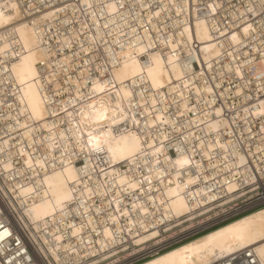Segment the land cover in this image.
I'll use <instances>...</instances> for the list:
<instances>
[{
    "label": "built area",
    "instance_id": "1",
    "mask_svg": "<svg viewBox=\"0 0 264 264\" xmlns=\"http://www.w3.org/2000/svg\"><path fill=\"white\" fill-rule=\"evenodd\" d=\"M1 1L8 5L10 2L15 3L21 21L37 22L42 30L45 28L58 57L85 60L80 41L86 47L89 46L91 36L97 29L88 19L92 10L87 9L81 0ZM148 2L156 5L151 0ZM207 2L209 0H200L199 16H205ZM47 16L51 18L48 19ZM164 18L166 19L159 17L152 25H146L151 29V43H155L164 52L167 51L164 43H177L178 47L172 53L179 55V62L187 72L186 78L194 76V86H203L207 79L215 93V100L211 101L212 108H225L220 117H215L226 126L212 134L196 131L205 145L203 149L200 141L184 143L177 139L183 146L181 150L187 149L185 154L193 160L192 164L181 170L182 175L178 177L180 184H187L183 193L188 206L187 214L178 216L167 196L166 188L173 185L169 179L175 173V168L160 164L162 178L154 179L151 187L144 184L142 192H119L120 186L114 183L115 178L92 180L90 183L93 190L97 189V185H105L99 188V195H90L74 204L72 215L70 213L63 217L60 223L48 224L39 231H35L32 225L30 229H26L19 221L20 215L24 213L18 197L13 195V189L29 184L38 187V180L29 178L31 171L24 170L23 164L17 162L20 155L16 154L12 158L15 164L10 171H4L0 166V264H139L264 208V179H261L264 176L261 171L264 169V117L256 114L260 104L264 102V90H258L259 80L250 77L252 83L243 88L240 87L242 82L238 80H232L231 84L227 77L221 80L217 74L223 70L222 65H226L229 58L220 56L211 63L204 60L200 63L190 53L200 52V44L197 41L189 42L182 34L185 24L182 18L172 20L167 15ZM128 19L134 26L135 22L130 17ZM254 19L258 20L259 17ZM113 20L114 22L108 21V28L103 27L104 20H97L100 36L103 37V40L98 39L100 48L113 45L118 36V28L124 35L133 38L129 28L125 27L124 20ZM85 24L89 28H83ZM108 32L112 35H106ZM137 33L136 40H141L143 45L149 43L148 39L143 38V31L137 29ZM105 40L107 44L104 43ZM66 42L70 43L65 46ZM255 43L259 42L254 41L241 48L238 55L243 58L251 50L253 56H258L253 50ZM92 48L96 54V62H101L104 57L107 59L104 50H98L97 41ZM92 54L88 53V59ZM208 64L212 65V72L208 71ZM214 75L217 76L216 80H212ZM218 83L222 85L221 88L215 87ZM238 90L239 95L236 94ZM219 92H226L228 98H219ZM201 99L199 107H203L207 101L205 98ZM193 102L197 104V100ZM3 114L1 112L0 115ZM3 121L5 120L0 118V132L7 128V122ZM12 140L15 141L16 138ZM193 144L195 152L191 151ZM12 149L0 152V161H8L9 156L12 157L9 153ZM121 168L123 171L127 170L125 166ZM149 168L152 166L142 165L130 175L142 179L144 175H149ZM250 177L255 183L250 181ZM189 178L191 182H187ZM117 195L119 204L115 202ZM109 201H112L111 205ZM133 203L138 206L135 211L132 210ZM140 205H143V210H140ZM117 208L120 209L119 212L116 211ZM71 221L80 227L84 225L77 236L71 234ZM106 226L111 230L109 237L105 235ZM32 231L35 238L27 235ZM59 234L62 236L61 240L57 239ZM259 261L254 252L245 251L213 264H259Z\"/></svg>",
    "mask_w": 264,
    "mask_h": 264
},
{
    "label": "bare ground",
    "instance_id": "2",
    "mask_svg": "<svg viewBox=\"0 0 264 264\" xmlns=\"http://www.w3.org/2000/svg\"><path fill=\"white\" fill-rule=\"evenodd\" d=\"M151 1L166 6L165 10L161 12V19H166L164 18L165 15L172 20L182 18L185 22L182 34L189 42L197 41L200 44V52L190 51L197 61L201 63V60H204L211 63L219 58L210 47L215 45L219 49L217 41L205 38L203 29L205 16H199L198 11H190L187 0ZM195 3L198 5L200 0H195ZM13 4L16 5L13 2H10L9 5L3 4L0 0V114L1 112L4 113L0 115V118L5 120L4 123L7 122L6 130L0 132V148L5 151L12 147L13 149L9 152L12 154V158L16 154L18 155L22 148L25 153L33 152L34 155L41 157L48 154V164L43 168L31 171L29 175V178L38 180V187L35 184H29L22 187L16 186L13 189V195L18 197L17 200L24 213L20 215L19 221L26 229H30L29 227L32 225L35 231H39L43 227H47L48 224L62 222V218L70 213L72 215L74 204L90 196H82L85 184L93 190L90 181H105L112 178L118 180L120 176L130 175L132 172H129V164L126 159L119 157L122 154L126 155L129 149L133 147L134 137L139 138L143 153H147V155L141 154L137 163L140 166H155L151 150L143 143L145 140L148 144L154 142L147 135L149 130L144 128L145 115L141 113L146 112V108L135 107V104L143 105L144 100H150L153 96L154 90L151 87L153 76L162 74L161 83L164 84V87L160 93L170 97L169 104L172 102L171 98L174 97L181 105L184 100L188 101L189 106L196 105L194 111H196V116L199 119L196 121L197 128L195 131L212 134L226 126L223 121V124L220 123L218 127L216 126V110L220 109L222 115L225 108H212L211 101L213 100L210 98V94L202 92L199 96V101H202L201 98L207 99V105L205 103L203 107H199L196 103L194 104L193 101L198 99L197 90L202 86H194V76L191 79L186 78L187 72L179 62V55L172 53V50L178 47L177 43H164L165 50H167L164 52L161 50L162 48H157L155 43H152V47H145L149 43L136 44L135 40L138 37L130 39L126 34H118L116 40L118 39L119 43L125 46V55L122 59L129 65L128 75L135 80V92H143V99L139 96L134 99L133 108L125 113L127 119H121L118 114L113 112L107 114V119H98L97 113L103 111V105L101 99L91 97V84L89 83L87 87H84V82L81 81V93H77L72 85L81 75L82 69L94 72L96 64H103L106 58L104 57L101 62H96V54H92L90 60L93 63L86 65L81 58L75 60L67 56L58 57L57 51L53 49L50 43L46 29L42 30L37 22L21 21L18 7L12 8L11 5ZM173 4L176 6L172 7ZM181 4L184 6L183 12H180ZM163 12L165 13L163 14ZM177 13L180 14L177 15ZM47 18L50 19L51 17L47 16ZM114 18L121 20L119 16ZM25 25L27 27H24ZM93 36H91V40ZM130 40L134 44L135 51L128 47ZM96 41L98 50L105 52L106 48H110L115 50L117 55H120L119 44L115 41H113V45L102 48L98 44V39ZM80 43L83 49H88L89 46L86 47L82 41ZM254 45L258 44L255 43ZM127 53H132L131 60L128 59ZM29 55L34 58L33 68L36 84L32 88L31 99L26 98L24 105H20L19 101L23 93L19 89L22 86L16 81L14 75L4 73L2 68L6 66L11 69L13 64L19 63L21 59ZM154 58H159L160 63L155 64ZM41 60L43 63H40ZM61 65L67 66L66 73H61ZM108 68L111 69V64H108ZM53 71L57 73L58 82L49 84L47 81L52 79L50 74ZM88 71L84 72L85 77H87ZM66 77L71 78L68 83L64 82ZM91 78L96 79V76L93 75ZM132 79L125 81V84L131 87ZM29 84H32L31 80H27L23 87L26 89ZM185 85L187 88L184 87ZM57 90H59V95L54 94ZM238 91L240 92V90ZM179 93H182L183 99L178 95ZM74 97L76 99H73ZM156 98L160 99L161 96L157 95ZM219 98L225 100L228 98V94L219 92ZM102 99L104 102H108L107 96H102ZM115 99L113 94L111 101L113 105ZM94 100L95 110L88 107ZM30 103L36 105L39 112V118L27 121L34 129L33 136L38 142L28 148L26 145L29 140L27 138L22 140L21 135L13 131L12 128L16 126L15 118L18 111ZM124 107L127 108V105ZM61 109H66L67 112H63ZM171 111H175L174 106ZM53 112L57 115H52ZM133 114H135L139 124L132 119ZM113 115H115V122H113ZM188 118L191 117L186 115L185 119ZM200 120H203L204 123H200ZM24 122V118L21 117V123ZM161 131H167L170 139L163 140L162 145L157 143V147H161L160 164L170 166L168 161L177 159L178 156H174V153H177L178 147L183 149V146H181L180 140H177V133L168 129ZM90 135L100 141L103 147L102 151H95L92 147L86 146ZM151 135L156 136L155 130L152 131ZM9 136L12 138L10 139ZM13 138H16L17 142L16 140L13 141ZM159 139L162 140V137ZM2 141L8 143L4 144ZM47 145L52 146L46 147ZM113 155L117 158L113 159ZM23 160L24 157L20 156L17 162L23 164ZM14 164L15 161L12 159V167ZM121 166H125L127 170L123 171ZM181 170L175 168V173L169 179L173 185L166 188L167 196L171 199V206L178 216L187 214L188 208L183 198L187 184H180L178 181V177L182 175ZM160 172L163 174L162 171ZM187 182H191V179H187ZM61 185L64 191L70 194L71 199L54 210L53 206L56 205L58 189ZM75 212L77 213L76 209ZM69 226H75L78 234L83 230L73 221ZM72 231L73 229H71V234ZM27 235L29 238H35L33 231ZM105 235L107 237L111 235V230L107 226L105 227ZM240 235L248 237L242 247L235 244L236 237ZM57 237H59L58 240L62 239L61 234ZM35 247L37 248V246ZM261 248H264V208L221 225L139 264H213L245 251L254 252L260 260L258 251Z\"/></svg>",
    "mask_w": 264,
    "mask_h": 264
},
{
    "label": "snow or ice",
    "instance_id": "3",
    "mask_svg": "<svg viewBox=\"0 0 264 264\" xmlns=\"http://www.w3.org/2000/svg\"><path fill=\"white\" fill-rule=\"evenodd\" d=\"M81 2L84 3L87 9L92 10L88 15V19L92 21V26L97 29L94 33L93 39L89 42L88 49L85 50L81 48V51L85 52L84 64L86 65L93 63L90 59H88V53L95 54L92 45L96 43L97 39L103 40V37L100 36V26L97 23V20H104L105 23L103 27L108 28V21L112 20L114 22L113 18L119 16L121 20H124L125 27L129 28L134 38L138 35L137 29H140L145 34L143 38L149 40V44L145 45V47H152L151 37L149 36L151 29L146 27V25H152L154 20L158 21L161 12L164 11L166 7L163 4L152 5L148 2V0H131V2H129V0H81ZM187 3L190 11H200L198 5L195 3V0H187ZM175 6V4L172 5V7ZM11 7L15 8L16 5L13 4ZM183 11L184 6L181 4L180 12ZM125 13H127V15H125ZM204 13L205 21L203 22V29L205 38L207 40H216L219 44V49H217L215 45H211L210 47L212 51L217 57L225 56L229 58L228 63L226 65H222L223 70L217 75L221 78V80L224 77H227L229 84L232 83V80L242 82L240 83L241 88L252 83V79H250V77H252L258 79L260 82V89L258 90H264V0H258V2L257 0H209V2L205 4ZM179 14L180 13H177V15ZM257 16L259 19H254ZM129 17L131 18V21L135 22L134 26L129 21ZM24 27L27 26L25 25ZM82 27L89 28V25L85 24ZM158 30L159 29H156V31ZM117 32L119 35H124L119 28L117 29ZM106 35L110 36L112 33L108 32ZM254 41L259 42L258 45H253L255 52L258 53V56H253L252 51L249 50L245 54V57L241 58L238 55L240 49L249 44H253ZM68 43L70 42H66L65 46H67ZM104 43L107 44V41L105 40ZM115 43L119 44L120 55H117L115 50L106 48L105 55L107 56V59H105V62L103 64L97 63L94 72L82 69L81 75L77 77L76 82L72 85L77 93H81V81L84 82V87H87L89 83L91 84V97L101 99V103L103 105V111L97 113L98 119H107V114L109 112L118 114L121 119H127L128 117L125 113L133 108L134 99L137 96L143 99V92H135V80L128 75L127 69L129 65L122 59L125 55V46L120 44L118 39ZM135 43L140 44L142 41L137 39L135 40ZM128 47L135 51L134 44L131 40L128 43ZM126 55L128 56V59L131 60L132 53H127ZM33 63L34 58L29 55L28 57L21 59L19 63L13 64L11 69L6 66L2 68L4 73L14 75L16 81H18V83L22 86L19 89V91L23 93L19 101L20 105H24L25 99L28 98L30 100L33 95L32 88L36 84V75L34 74ZM40 63H43V61L41 60ZM154 63L159 64V58H154ZM217 63H219V61H217ZM108 64H111V69L108 68ZM60 68L61 73L67 72L66 65H61ZM85 71H88L87 77L84 76ZM208 71H213L211 64H208ZM50 75L52 79L48 80L47 83L52 84L58 82V76L55 71H53ZM93 75L96 76V79L91 78ZM70 79V77H66L64 82L68 83ZM129 79H132L131 87L125 84V81ZM162 79V74L160 76H153L151 84V87L154 90L153 96L150 100H144L143 105L139 103L135 104V107L137 108H146V112L141 113L145 115L144 128L149 130L147 135L154 142L148 144L147 140H145L143 143L151 150L155 166L149 168V175H144L142 179L137 178L135 175H126L120 176L118 180H114V183L119 184L120 186L119 192H142L144 190V184H148L149 187H151L154 179H160L162 177L163 174L160 172L159 168L161 147H157V143L162 145L163 140L170 139L168 132L161 131L162 129H168L173 133H177L178 138L184 143H189L195 140L200 141L201 149L205 147L203 141L196 135L195 131L197 128L196 121L199 119V117L196 116V111H194L196 105L189 106L187 100H184L181 105L174 97L171 98L172 102L169 104L170 97L160 93V90L164 87V84L161 83ZM216 79L217 76H212V80ZM27 80H31L32 84L27 85V88L25 89L23 86L26 84ZM184 87L187 88V85ZM215 87L221 88L222 85L218 83ZM202 92L210 94V97L214 102L215 93L213 88L209 87V81L207 79H205L203 86L197 90V105L199 104V96ZM54 94L59 95V90H57ZM113 94L116 98L114 105L111 102ZM236 94L239 95V91H237ZM157 95H160L161 98L157 99ZM178 95H180L181 99H183L182 93H179ZM102 96H107L108 102H104ZM73 99L76 98L74 97ZM205 103L207 105V101H205ZM125 105H127V108L124 107ZM173 106L175 107L174 112L171 111ZM88 107L95 110V100L92 104H89ZM61 111L67 112L66 109H61ZM256 114L264 117V102L260 104ZM52 115L55 116L57 113L53 112ZM186 115L191 118L185 119ZM216 116H221L220 109L216 110ZM21 117L24 118V123H21ZM37 118H39L38 108L36 105L31 103L26 107H22L18 111L17 117L15 118L16 126L13 127L12 130L21 135L22 140L24 138L29 140V143L26 145L28 148H31L38 141L36 137L33 136L34 129L27 123V121ZM132 119L139 124V121H136L135 114H133ZM113 122H115V115H113ZM200 123H204V121L200 120ZM219 124L220 121L217 120L216 126L218 127ZM153 130L156 132L155 137L151 135ZM160 137H162V140L159 139ZM9 138L11 139L12 137L9 136ZM49 139L52 138L49 137ZM2 143L7 144L8 142L2 141ZM132 144L133 147L129 149L126 155L122 154L119 157L121 159H126V162L129 164V172H132L133 169L140 168V164L137 163V161L141 154L147 155V153H143V148L140 146L141 141L138 137L133 138ZM51 146L52 145H47L46 147ZM86 146L92 147L95 151L103 150L100 141L91 135L88 137ZM13 147H15V145H13ZM56 147L59 146L56 145ZM2 151L3 149L0 148V152ZM186 151L187 149L182 151L180 147H178V158L174 161L169 160L168 164L172 168L176 169H183L192 164V157L186 155ZM191 151L195 152V144H193ZM19 154L24 157L23 165L25 171H35L37 168H43L48 164V154L41 157L34 155L33 152L25 153L23 148L20 150ZM116 158L117 157L113 155V159ZM0 166L3 167L4 171H10L12 168L11 155L9 156L7 162L0 161ZM261 171L264 173V169H261ZM249 179L252 183H255V180L251 177ZM261 179H264V176H262ZM104 186L105 185H97V189L92 190L88 188L87 184H85L82 196L99 195V188ZM108 191H112V189H108ZM70 199V194L64 191L63 186L61 185L58 189L56 205L53 206V209L55 210L65 201ZM115 202L119 204L118 195L115 198ZM111 203L112 201H109L110 205ZM137 207V204L133 203L132 210L135 211ZM139 207L140 210H143V205H140ZM116 211L119 212L120 209L117 208ZM70 227L73 229L72 235L76 236L78 232L75 226ZM83 227L84 225H81V228ZM107 234L108 233L106 231V235ZM57 239H59V237H57ZM247 240V236L240 235L236 237L235 244L236 246L242 247ZM258 255L260 256L259 264H264V248H261L258 251Z\"/></svg>",
    "mask_w": 264,
    "mask_h": 264
},
{
    "label": "trees",
    "instance_id": "4",
    "mask_svg": "<svg viewBox=\"0 0 264 264\" xmlns=\"http://www.w3.org/2000/svg\"><path fill=\"white\" fill-rule=\"evenodd\" d=\"M231 222V221H230ZM216 229V228H215ZM214 230V229H213Z\"/></svg>",
    "mask_w": 264,
    "mask_h": 264
}]
</instances>
